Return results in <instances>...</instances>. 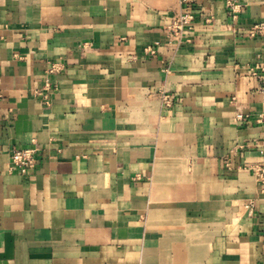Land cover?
Segmentation results:
<instances>
[{
	"label": "crops",
	"instance_id": "obj_1",
	"mask_svg": "<svg viewBox=\"0 0 264 264\" xmlns=\"http://www.w3.org/2000/svg\"><path fill=\"white\" fill-rule=\"evenodd\" d=\"M241 1L0 0V264H264V0Z\"/></svg>",
	"mask_w": 264,
	"mask_h": 264
},
{
	"label": "built area",
	"instance_id": "obj_2",
	"mask_svg": "<svg viewBox=\"0 0 264 264\" xmlns=\"http://www.w3.org/2000/svg\"><path fill=\"white\" fill-rule=\"evenodd\" d=\"M193 1V0H186ZM227 16L235 23L238 19V16L243 11V4L241 0H223ZM192 16L190 14L180 13L174 19L171 25L167 27L170 31L171 36L180 39L182 36L183 30L190 25L192 22ZM244 35L248 38H254L257 36L264 35V23H258L251 26L247 31L244 32ZM264 65V64H263ZM53 72V69H51ZM49 84L46 85L48 90ZM264 94V88H263ZM37 96H40L42 102L46 105L49 104V97L47 93H44V90H39L36 92ZM238 119H242V115L237 116ZM258 125L260 126V138L258 141V149L261 155L264 156V109L262 113L256 119ZM39 147L33 146L28 148H18L13 149L10 156V169L17 171L21 174H27L33 171L37 165ZM249 169L252 171L256 184L258 186L259 194L264 196V161L261 163H255L249 166ZM251 207V203L247 205Z\"/></svg>",
	"mask_w": 264,
	"mask_h": 264
}]
</instances>
